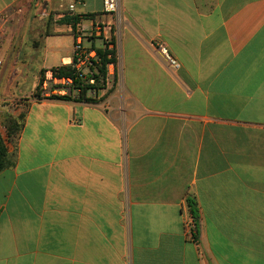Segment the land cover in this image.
I'll return each mask as SVG.
<instances>
[{
    "label": "crops",
    "instance_id": "obj_1",
    "mask_svg": "<svg viewBox=\"0 0 264 264\" xmlns=\"http://www.w3.org/2000/svg\"><path fill=\"white\" fill-rule=\"evenodd\" d=\"M34 3L0 0V115L33 64L37 88L99 26L117 83L98 103L24 101L0 173V264H264V0H121L119 14L84 0L74 16H95L77 35L58 22L70 0L46 18Z\"/></svg>",
    "mask_w": 264,
    "mask_h": 264
},
{
    "label": "built area",
    "instance_id": "obj_2",
    "mask_svg": "<svg viewBox=\"0 0 264 264\" xmlns=\"http://www.w3.org/2000/svg\"><path fill=\"white\" fill-rule=\"evenodd\" d=\"M49 1L50 0H35V10L38 16L49 17ZM84 0H70L68 7V17H74L77 7L82 5ZM121 0H104L105 13L119 14ZM85 37H102L105 42V47L110 53L115 51V44L112 41L110 34L105 32L102 26L96 27L87 31ZM84 36L79 35L75 39L73 46V61L69 65L73 72L71 75H59L53 69H48L44 72L40 83L38 96L40 100L68 98L70 100H78L81 92L87 88V97L95 99L101 92H109L117 83L114 73L115 63H109L107 66V73L103 82V88L97 90L98 81L94 74L96 73V64L98 63L97 51L84 45ZM167 62L169 67L174 69L179 68L178 61L170 54V50L163 43L156 45V50ZM116 52V51H115ZM112 55H108V59H112ZM194 219L186 222L185 229L188 234H194Z\"/></svg>",
    "mask_w": 264,
    "mask_h": 264
},
{
    "label": "trees",
    "instance_id": "obj_3",
    "mask_svg": "<svg viewBox=\"0 0 264 264\" xmlns=\"http://www.w3.org/2000/svg\"><path fill=\"white\" fill-rule=\"evenodd\" d=\"M94 16L95 15H88V16H84V17L74 16L73 18L65 16V17L61 18L58 22L61 25L72 26V30H73L74 34L77 35L78 34V26L81 23L82 18H85V19L92 18V17L94 18ZM97 41L101 42V46H98V47L96 46ZM84 44L87 45L88 47H90L91 49H94L97 51L98 63L96 64V73L94 74V76L98 81V85L96 86V88H97V90H100L103 88L102 86H103V82H104L105 77H106L108 64L109 63H115V64L117 63L116 52L112 51L109 53L107 51L103 38L86 37V38H84ZM110 54L113 57L112 59H108V55H110ZM53 70L62 76L71 75V73L73 72V69L71 66H60L58 68H54ZM44 72L45 71H42L43 75H44ZM59 99L71 102V100L68 98H59ZM77 101H85L88 103H98L99 102V100H97V98L91 99V98L87 97V88L81 92V95L78 97ZM23 123H24V119H23L22 123L17 122V120H11L10 121L9 127H7V128H8V134H9L8 138L10 139V141H12V143H16L17 140L19 139L21 132H22V128H23ZM14 162H15L14 156L9 155L5 140H4V138L0 132V173L4 169H6L10 166H13ZM188 203L190 206V210L193 214V217L198 218V209H197L196 203L194 201H191V200H189Z\"/></svg>",
    "mask_w": 264,
    "mask_h": 264
},
{
    "label": "rangeland",
    "instance_id": "obj_4",
    "mask_svg": "<svg viewBox=\"0 0 264 264\" xmlns=\"http://www.w3.org/2000/svg\"><path fill=\"white\" fill-rule=\"evenodd\" d=\"M37 64V63H36ZM36 64H33L34 67V73H32L31 75V80L28 82L27 84V94L26 96H18V99L16 102H13V106L8 107V105L10 104L9 102H4L1 104L2 108L4 109V112H1L0 115V132L4 138V140H6V142H12L10 141L9 134H8V128L9 127V123L11 120H17V122L22 123L24 116H25V111L23 110L24 106L27 104L24 101H26L29 98H35L37 100H40L39 96H38V91H39V84L38 87L35 88L34 85L36 84V81H38V75L39 72L37 69H35ZM42 74H40V80L42 78L41 76ZM34 84V85H33ZM32 87V89H31ZM35 88V91H34ZM31 89V90H30Z\"/></svg>",
    "mask_w": 264,
    "mask_h": 264
}]
</instances>
